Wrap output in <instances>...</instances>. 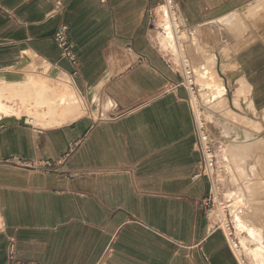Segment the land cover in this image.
Returning <instances> with one entry per match:
<instances>
[{
	"label": "crops",
	"instance_id": "obj_1",
	"mask_svg": "<svg viewBox=\"0 0 264 264\" xmlns=\"http://www.w3.org/2000/svg\"><path fill=\"white\" fill-rule=\"evenodd\" d=\"M234 14L242 28L220 24ZM168 18L191 50L166 43ZM62 24L76 65L53 40ZM0 86L22 112L0 118V264H242L204 201L229 203L244 173L258 178L264 135L217 143L216 176L196 177L192 105L203 91L263 129L248 117L264 115V0H0Z\"/></svg>",
	"mask_w": 264,
	"mask_h": 264
},
{
	"label": "rangeland",
	"instance_id": "obj_2",
	"mask_svg": "<svg viewBox=\"0 0 264 264\" xmlns=\"http://www.w3.org/2000/svg\"><path fill=\"white\" fill-rule=\"evenodd\" d=\"M238 20H239L238 15L234 14V15H231V16H228L222 19L220 21V24L223 26H229V27L235 26L236 29L242 28V22H239ZM173 24H175V27ZM173 24H171L169 18L168 20H166V26H165L166 36L164 38L166 43H169L174 53L180 52V49L183 50L185 46H187L188 49L191 50L192 41L188 33L186 31L180 32L179 34L180 40H179L177 35H175V32L178 30V25L176 22H173ZM197 33H200L199 29L197 30ZM174 38L176 39V42H177L176 44L174 43ZM191 55H192V52L190 53L183 52L182 56H184L185 58L183 59L180 58L181 62H183V60L185 62L184 64L180 65L179 70L180 71L184 70V73H185L184 75H186L187 78H188L187 76L188 71H192V69L199 71V69L196 68V61L194 57ZM178 57H180V55H178ZM205 63H206V69L204 71H210L213 77L211 78L201 77L200 78L198 76L199 78L197 80V83L199 82V84L200 83L203 84L204 87L205 86L208 87L209 84H213L217 80L216 71L214 69L216 65L215 56L211 55L208 58H206ZM219 77L221 78V76ZM201 94L202 96L198 95L199 97L197 99L194 98L193 105L195 108L198 109V111L202 113L201 116L205 120L207 116L210 113H212L218 117H223L224 119L235 123V121L224 117L222 114L218 113L214 108H211V106L208 104L206 93H203L202 91ZM229 107L230 106L228 105V108ZM30 108L32 107L30 106ZM33 109L36 110L37 108L34 106ZM248 118H250L257 124H261L263 129L256 130L245 123L241 124V126L246 128L247 130L257 132L261 139L262 134L264 135V123L262 122L261 117H259L256 120L250 116ZM32 124L35 125V122H33ZM262 142H263V145H262L263 159H262V165H261V174L260 173L257 174L256 178L257 177L258 178L254 180H257L256 181L257 183L263 184V192L250 194L249 193L250 191L248 190L249 188L248 185L244 184V185H241V189L243 190H241L242 195L240 197H237L236 195L230 196L229 198L231 199V201L229 203L225 202L223 198H218L214 204H211L206 209V217L209 219V221L216 223L217 227L221 225L223 228L227 227L225 229H229L228 225L231 227V229L228 230V232L232 233V236L230 238H232L233 241L236 242L238 246L237 247L238 251L235 250L237 248H234V246L232 247L235 253L237 254V256H240V259L241 260L243 259L245 264H264V207H263V203H264V141ZM247 145L249 146V144ZM248 146L242 147L241 149L242 151L240 155L242 159L245 158V160H248L253 155V150ZM231 155L233 156L234 161L238 162L239 154L232 152ZM248 169H249V173L251 174L253 170L250 167H248ZM244 176L251 180L254 177V176L251 177L247 172L244 173ZM234 183L235 185H237L236 188L240 189V187L238 186L239 185L238 181L234 180ZM256 202L258 203L256 204ZM258 209H259V212H258Z\"/></svg>",
	"mask_w": 264,
	"mask_h": 264
},
{
	"label": "built area",
	"instance_id": "obj_3",
	"mask_svg": "<svg viewBox=\"0 0 264 264\" xmlns=\"http://www.w3.org/2000/svg\"><path fill=\"white\" fill-rule=\"evenodd\" d=\"M169 2L171 3V1ZM68 34H69L68 26L62 24L57 29L53 37V40L61 49L63 58L68 60L72 65H76L78 63L77 54L75 52L74 45L69 41ZM187 76H188L187 78L188 87L190 86V90L193 91L195 86V80L193 78L192 71H188ZM192 113H193L194 126H195L194 133L196 136V149L198 150L201 156L199 173L196 177H204L212 180L216 176V170H217V159H218V155L216 153L217 143L211 138L208 123L201 116L202 113L198 111V109L195 108L194 105H192ZM217 199L218 196L212 192L209 195V197L204 201V205L206 209L211 204H214L217 201ZM219 227H221L226 232L228 238L231 241V245L237 248L238 246L236 242L233 241L232 238H230L232 236V233L228 232V230H230L231 227L229 225H228L229 229H225L227 227L223 228L222 225ZM13 254L14 253H12V255ZM242 264H245L243 259H242Z\"/></svg>",
	"mask_w": 264,
	"mask_h": 264
},
{
	"label": "water",
	"instance_id": "obj_4",
	"mask_svg": "<svg viewBox=\"0 0 264 264\" xmlns=\"http://www.w3.org/2000/svg\"><path fill=\"white\" fill-rule=\"evenodd\" d=\"M217 71L225 80L220 67L217 68ZM228 99L231 101L230 92H228ZM206 120L209 126L211 138L216 143H222L225 145L250 144L260 139L257 132L247 130L241 125L228 121L223 117H218L215 114L210 113ZM262 122L264 123V115L262 116Z\"/></svg>",
	"mask_w": 264,
	"mask_h": 264
},
{
	"label": "bare ground",
	"instance_id": "obj_5",
	"mask_svg": "<svg viewBox=\"0 0 264 264\" xmlns=\"http://www.w3.org/2000/svg\"><path fill=\"white\" fill-rule=\"evenodd\" d=\"M174 43L175 44L177 43L175 38H174ZM13 98H14L13 97V88H7V87H1L0 86V118H1V116H4V115L21 116V114H22L21 109L15 105V102H14ZM28 107H29V104H28ZM27 110H28V108H27ZM38 118H40V117H38ZM36 120H38V119L35 118V117L32 120H31V118H28V121H30V122H33V121H36ZM42 122H44V121H42ZM245 178H246L245 185H248L249 188L248 187L247 188L250 191L249 192L250 194H252V193L255 194V193H258V192L262 193L263 192V184L262 183H257L256 182L257 180H254V179L251 180V179H248L247 177H245ZM263 207H264V203H263ZM258 212H259V209H258ZM262 212H263V210H262ZM235 250L238 251V248L235 249Z\"/></svg>",
	"mask_w": 264,
	"mask_h": 264
}]
</instances>
